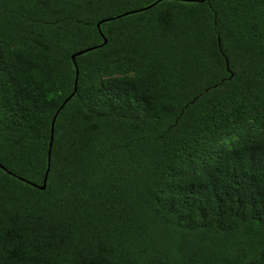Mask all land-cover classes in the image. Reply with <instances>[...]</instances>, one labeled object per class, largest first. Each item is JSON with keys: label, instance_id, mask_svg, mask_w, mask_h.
<instances>
[{"label": "trees", "instance_id": "16d2710c", "mask_svg": "<svg viewBox=\"0 0 264 264\" xmlns=\"http://www.w3.org/2000/svg\"><path fill=\"white\" fill-rule=\"evenodd\" d=\"M0 264H264V0H0Z\"/></svg>", "mask_w": 264, "mask_h": 264}, {"label": "water", "instance_id": "95a60500", "mask_svg": "<svg viewBox=\"0 0 264 264\" xmlns=\"http://www.w3.org/2000/svg\"><path fill=\"white\" fill-rule=\"evenodd\" d=\"M202 1H204V0H202ZM106 42V41H105ZM91 50H93V48L92 49H87V50H84V51H81V52H79L76 56H79V55H81V54H84V53H86V52H89V51H91ZM76 56H73V60H75V57ZM76 90V89H75ZM73 95L74 94H72L71 96H70V98L69 99H71L72 97H73ZM66 103V102H65ZM64 106V105H63ZM62 106V107H63ZM51 147H52V144H51ZM46 182H47V175H46V178H45V180H44V184H43V186L40 188L41 190H45V188H46Z\"/></svg>", "mask_w": 264, "mask_h": 264}]
</instances>
